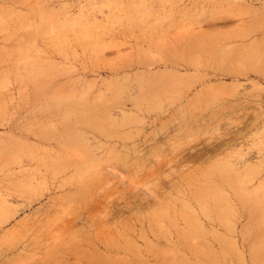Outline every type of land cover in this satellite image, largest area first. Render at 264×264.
Masks as SVG:
<instances>
[{
    "label": "rangeland",
    "instance_id": "obj_1",
    "mask_svg": "<svg viewBox=\"0 0 264 264\" xmlns=\"http://www.w3.org/2000/svg\"><path fill=\"white\" fill-rule=\"evenodd\" d=\"M262 196L264 0H0V264H264Z\"/></svg>",
    "mask_w": 264,
    "mask_h": 264
},
{
    "label": "bare ground",
    "instance_id": "obj_2",
    "mask_svg": "<svg viewBox=\"0 0 264 264\" xmlns=\"http://www.w3.org/2000/svg\"><path fill=\"white\" fill-rule=\"evenodd\" d=\"M36 11V10H35ZM66 28V27H65ZM75 32V31H74ZM78 33V32H77ZM69 106V105H68ZM72 108V107H71ZM56 113V112H55ZM66 114V113H65ZM52 115V114H51ZM54 118V117H53ZM49 121V120H48ZM60 121V120H59ZM73 121V120H72ZM71 121V122H72ZM74 122V121H73ZM48 123V122H47ZM53 123V122H52ZM56 129V128H55ZM73 129V128H72ZM56 130H58V129H56ZM61 130V129H60ZM59 132V131H58ZM111 134V133H110ZM79 145V144H78ZM81 145V144H80ZM81 147H83V145H81ZM90 162V161H89ZM85 163V162H84ZM88 163V162H87ZM229 164V163H228ZM84 170V169H83ZM235 170V169H234ZM210 173V172H209ZM244 176V175H243ZM229 181V180H228ZM232 181V180H231ZM242 181H243V179H242ZM262 197H264V196H262Z\"/></svg>",
    "mask_w": 264,
    "mask_h": 264
}]
</instances>
